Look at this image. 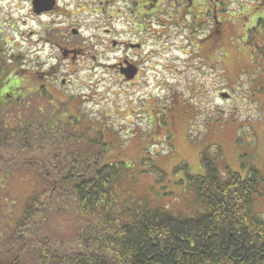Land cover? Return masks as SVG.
I'll return each instance as SVG.
<instances>
[{
  "label": "rangeland",
  "instance_id": "rangeland-1",
  "mask_svg": "<svg viewBox=\"0 0 264 264\" xmlns=\"http://www.w3.org/2000/svg\"><path fill=\"white\" fill-rule=\"evenodd\" d=\"M222 1L217 12L222 22L220 33L218 38L209 39L219 42L218 48L209 44L201 46L195 38L190 44L189 30L174 32L173 25L168 26L170 32L161 39L152 32L153 38L147 40L151 33L141 32L140 36L149 44L144 46L142 55L147 59L153 50L150 56L160 65L154 79L156 112L150 109L153 104L148 91L152 81L145 80L138 91H134L132 84L133 87L123 82L115 67L122 50L112 45L110 35H104L106 40L95 44L97 32L87 13L66 19V25L73 23L77 28V33L72 31L77 35L71 33V36L87 51L74 59H61L60 63H57L60 55L55 53L52 44H45L43 35L51 29L48 36L56 39V29L62 27L61 19L32 12L3 19L14 21V29L4 32L3 41L7 36L14 38L12 52L17 55L18 67L32 71L53 68L57 73L56 80H42L47 81L48 89L39 97L35 92L28 110L19 115L7 113L1 121L5 128L0 125L3 145L0 150V249L9 242L8 236H15L11 224L18 226L17 220L23 217L17 216L22 214L31 196L45 193L51 184L47 174H38L32 162L24 165L17 159L23 151L24 157L30 160H38L41 155L33 151L35 134L41 130L34 129L36 110L52 111V115L36 116L40 123L46 117L52 126L67 124L58 132L59 138L51 134L39 144H48L65 171L72 168L73 158L80 167L81 150L102 153L100 163H124L116 186L118 196L101 201L115 223L121 220L118 217L121 210L127 214L136 208L156 205L168 208L177 216H198L200 203L188 174H203L202 153L220 172L244 176L246 167L250 166L264 175V0ZM83 9L87 10L84 6ZM211 21L210 16L205 24L211 25ZM205 24L197 29L206 30ZM114 25L118 31L125 30L120 39L131 37L122 22L116 21ZM193 33L198 35L196 31ZM28 81L33 89L38 85L35 77ZM133 92L140 97L139 101H132ZM220 93L229 96L223 98ZM17 120L19 130L15 127ZM27 127L29 135L17 137ZM95 134L91 147L90 139ZM65 135L69 138H64ZM79 142L81 146H77ZM74 149L77 151L73 152ZM53 166L54 162L47 163V167ZM76 203L72 201L70 205L68 201L58 210L51 209L44 222L43 233L58 246L60 253L83 251L77 245V238L96 221L93 215H85L88 210L83 212L82 206ZM253 208L264 216V199L256 198ZM47 262L41 253L30 249L20 264Z\"/></svg>",
  "mask_w": 264,
  "mask_h": 264
},
{
  "label": "trees",
  "instance_id": "trees-1",
  "mask_svg": "<svg viewBox=\"0 0 264 264\" xmlns=\"http://www.w3.org/2000/svg\"><path fill=\"white\" fill-rule=\"evenodd\" d=\"M210 45L218 48L219 42L210 41ZM36 112L35 117L52 115V111ZM5 114L0 112V125L4 128L1 121ZM35 117L34 129L41 130L39 134L34 133L37 141L33 151L41 155L38 160H30L24 157L23 151L17 159L24 165L32 162L38 174H47L51 184L47 185L45 193L31 196L22 214L17 216L23 217L17 220L18 226L11 224L18 237H7L9 242L0 249V264H20L30 249L41 253L47 264H264V216L253 208L256 198L264 199V175L256 168L246 167L244 176L220 172L202 153L203 174H188L190 186L200 203L197 204L200 207L198 216H177L168 208L156 205L136 208L127 214L121 210L118 212L121 220L115 223L101 201L105 197L118 196L116 186L124 163H100L102 153L81 150L80 167L75 165L77 160L73 158L72 168L65 171L48 144H39L51 134L57 138L67 124L52 126L46 117L44 123ZM18 124L19 121L15 125L17 130ZM20 131L17 137L24 138L30 133L28 127ZM95 138L96 134L90 139L91 147ZM77 146H81L80 142ZM49 161L54 162L52 168L47 167ZM68 201L70 205L76 201L83 212L88 210L85 215L91 214L96 219H91L94 226L77 238L81 252L60 253L58 246L43 233L51 209L58 210Z\"/></svg>",
  "mask_w": 264,
  "mask_h": 264
},
{
  "label": "flooded vegetation",
  "instance_id": "flooded-vegetation-1",
  "mask_svg": "<svg viewBox=\"0 0 264 264\" xmlns=\"http://www.w3.org/2000/svg\"><path fill=\"white\" fill-rule=\"evenodd\" d=\"M91 2L92 5L90 4ZM220 3H223V1L0 0V112L21 113L23 110H28L35 92L38 93L39 97L43 96L45 94L44 91L48 89L47 81L43 82V79L56 80L55 76L57 73V70H53V68L46 69L45 71L40 69L32 71L29 69L21 70L18 67L16 64L17 55L12 52V49L15 48L13 46L14 38L10 39L8 36L6 38L4 36L5 39L3 41L4 32L14 29V21H3L4 18L23 17L27 16V13L32 12L38 16L61 19L59 24H62V27L56 29V39L48 36V31L51 29L43 35L45 44H52L55 53L60 55L57 61V63H60L61 59H74L77 55H81V53L87 51L80 45H77L78 41L71 36L74 34L72 31L77 33V28L74 27V24L70 23L66 25L67 18H73L82 12L87 13L91 16L97 32L95 44H101L103 40H106L104 35H110L109 40L112 42V45L120 47L122 50L115 67L123 82L129 84L128 86L133 85L134 91H138L145 80L150 79L152 81L151 90H153V93H151V90L148 91L151 95L149 98L153 104V107L151 106L150 109L156 112L154 109V106H156L154 79L156 74H158L157 67L160 65L153 56H150L151 53H154L153 50L148 53L147 59L142 55L144 46H149L147 40L153 38L152 32L155 35L154 37L157 36L161 39L162 35L170 32L171 29L168 26L173 25L174 32L180 31L182 33L185 30H189L190 44L193 43V38H195L201 46L210 45L209 39L218 38L217 35L220 33L222 22L217 16V12L220 11L218 8ZM83 6L87 10L83 9L82 11ZM210 16L212 18L211 25H207L205 23L208 22ZM116 21L122 22L123 26H126L128 34L131 35L130 38L120 39L125 34V30H116L114 25ZM203 24L208 28L206 30H198L197 27ZM143 31L151 33V36L147 40H144L140 36ZM193 31H196L198 35L196 36ZM76 33L74 34L75 36L77 35ZM212 42L217 43L216 41ZM6 45L9 46V49H6ZM154 45L157 44L153 43ZM73 53L75 56H73ZM51 55L53 56L52 53ZM31 77H35L38 81L35 89H33L31 82L28 81ZM62 81L65 82L64 79ZM158 87L159 85L156 84V88ZM132 95L135 97L132 101L140 100V97L135 92ZM143 108L144 105L142 106ZM148 123L151 124L152 121H148Z\"/></svg>",
  "mask_w": 264,
  "mask_h": 264
},
{
  "label": "water",
  "instance_id": "water-1",
  "mask_svg": "<svg viewBox=\"0 0 264 264\" xmlns=\"http://www.w3.org/2000/svg\"><path fill=\"white\" fill-rule=\"evenodd\" d=\"M62 83H64V81H62ZM221 96L226 98V97H228V94L227 93H221Z\"/></svg>",
  "mask_w": 264,
  "mask_h": 264
}]
</instances>
